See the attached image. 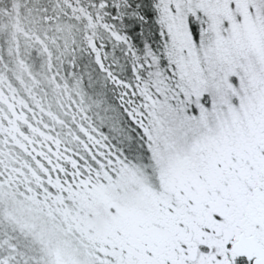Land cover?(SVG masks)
<instances>
[{"label": "snow or ice", "instance_id": "6c2138e0", "mask_svg": "<svg viewBox=\"0 0 264 264\" xmlns=\"http://www.w3.org/2000/svg\"><path fill=\"white\" fill-rule=\"evenodd\" d=\"M0 264H264V0H0Z\"/></svg>", "mask_w": 264, "mask_h": 264}]
</instances>
